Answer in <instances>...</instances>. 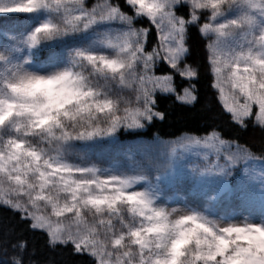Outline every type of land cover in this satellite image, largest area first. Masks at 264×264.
<instances>
[{
	"label": "snow or ice",
	"instance_id": "6c2138e0",
	"mask_svg": "<svg viewBox=\"0 0 264 264\" xmlns=\"http://www.w3.org/2000/svg\"><path fill=\"white\" fill-rule=\"evenodd\" d=\"M0 210V264H264V0H0Z\"/></svg>",
	"mask_w": 264,
	"mask_h": 264
},
{
	"label": "trees",
	"instance_id": "16d2710c",
	"mask_svg": "<svg viewBox=\"0 0 264 264\" xmlns=\"http://www.w3.org/2000/svg\"><path fill=\"white\" fill-rule=\"evenodd\" d=\"M189 43L192 45L193 58L202 60L204 55V42L195 31H193ZM206 83V81L201 82V100L195 108L182 107L179 103L171 99L161 100L160 106L168 112V116L163 123H159L154 128L150 129L149 132L145 134V137L150 138L154 132H159L163 138H171L181 131L195 130L199 125L206 123L207 121L204 117L211 114L207 109L211 108L213 112L219 111V106L213 98V93L207 89ZM242 138L249 143H256L259 141V132L249 131ZM6 216H10V214H5L0 210V223L4 222ZM42 243V241H38L37 246L39 247ZM42 255L44 257L52 256L57 261V264H86L85 257L74 256L68 250H65L63 254H54L48 252L47 249H43Z\"/></svg>",
	"mask_w": 264,
	"mask_h": 264
}]
</instances>
